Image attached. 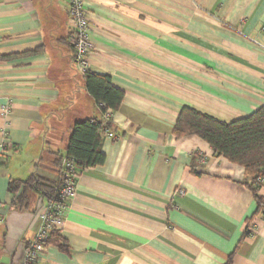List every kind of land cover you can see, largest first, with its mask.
Returning <instances> with one entry per match:
<instances>
[{
	"label": "crops",
	"instance_id": "1",
	"mask_svg": "<svg viewBox=\"0 0 264 264\" xmlns=\"http://www.w3.org/2000/svg\"><path fill=\"white\" fill-rule=\"evenodd\" d=\"M84 9L87 69L124 95L102 135L104 161L77 171L43 263L264 264V215L254 216L243 168L171 133L183 107L228 123L264 104V0H84ZM71 34L66 0H0V264H23L45 203L34 195L13 209L8 183L54 179L73 124L103 118Z\"/></svg>",
	"mask_w": 264,
	"mask_h": 264
},
{
	"label": "trees",
	"instance_id": "2",
	"mask_svg": "<svg viewBox=\"0 0 264 264\" xmlns=\"http://www.w3.org/2000/svg\"><path fill=\"white\" fill-rule=\"evenodd\" d=\"M82 77L85 79L87 93L99 106L102 116L107 110L115 111L119 108L123 91L112 86L108 76L87 71ZM107 124L103 118L84 119L74 123L67 140L65 156L53 155L56 177L48 179L32 174L24 181L11 180L7 187L12 195L11 207L17 210L27 209L34 195L42 196L45 202L57 200L64 157L73 162L77 171L101 165L104 155L100 145ZM171 133L175 139L196 136L209 145L214 156L242 167L245 175L243 185L251 191L256 204L254 216L264 215V199L259 194L264 183V104L249 117L228 123L193 108L183 107ZM3 160L6 158L0 154V162ZM249 223L250 221L247 225ZM58 233L59 229L56 228L50 231L45 240L47 247L58 246Z\"/></svg>",
	"mask_w": 264,
	"mask_h": 264
},
{
	"label": "built area",
	"instance_id": "3",
	"mask_svg": "<svg viewBox=\"0 0 264 264\" xmlns=\"http://www.w3.org/2000/svg\"><path fill=\"white\" fill-rule=\"evenodd\" d=\"M67 13L72 25V34L69 39L73 52V63L80 74L87 71V56L92 51V44L89 41V19L84 9V0H66ZM264 30V28H263ZM2 111L7 112V107H3ZM112 117V111L107 110L103 114L104 123L109 122ZM106 125V124H105ZM104 137L110 138L109 131L104 132ZM6 148L3 144L0 146V154L5 152ZM77 170L73 162L66 157L62 160V170L60 172V182L57 200H50L42 204L37 212L39 221L35 235L29 241L25 248L23 264H44L43 254L47 246L45 240L54 228L58 229L63 225V217L68 209V201L76 195V179ZM183 194V191H179ZM1 211V208H0ZM3 221L0 212V222Z\"/></svg>",
	"mask_w": 264,
	"mask_h": 264
}]
</instances>
